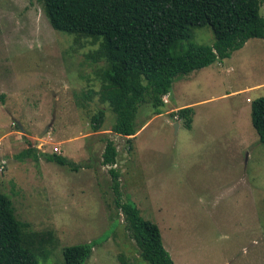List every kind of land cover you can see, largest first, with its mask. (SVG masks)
I'll return each instance as SVG.
<instances>
[{"label":"rangeland","instance_id":"obj_1","mask_svg":"<svg viewBox=\"0 0 264 264\" xmlns=\"http://www.w3.org/2000/svg\"><path fill=\"white\" fill-rule=\"evenodd\" d=\"M191 41L214 44L211 27L195 29ZM97 46L55 30L42 0H0V165L7 161L0 188L21 220L58 236L40 264H65L66 246L91 241L85 264H122L121 256L148 264L115 207L109 168L101 165L106 137L120 151L124 197L159 224L175 264H264V144L251 118V101L264 96V39L178 76L163 113L149 119L142 108L144 126L131 151L127 138L110 129L116 115L97 94L86 98L100 88L96 71L103 63L89 56ZM183 106L195 108L191 129L182 123L176 129L170 117ZM100 107L106 130L94 132L90 117ZM29 141L46 153L60 148L79 166L20 158Z\"/></svg>","mask_w":264,"mask_h":264},{"label":"trees","instance_id":"obj_2","mask_svg":"<svg viewBox=\"0 0 264 264\" xmlns=\"http://www.w3.org/2000/svg\"><path fill=\"white\" fill-rule=\"evenodd\" d=\"M52 27L76 37L91 38L98 44L89 55L102 62L96 71L100 88L90 90L87 100L98 95L116 115L110 128L127 138L131 151L133 139L144 126L142 108L150 110L149 119L163 113L164 96L170 95L180 75H188L218 60L231 56L252 38L264 39V0H42ZM209 25L214 33L212 45L192 42L195 29ZM171 98V97H170ZM88 108L89 102L79 101ZM106 107L90 117L94 132L106 130ZM177 116V118H175ZM174 122L193 127L195 108L184 106L170 113ZM251 118L259 141L264 144V96L251 101ZM16 126L20 125L16 122ZM60 149V148H59ZM46 153L29 141L19 157L44 156L62 166L78 167L68 157ZM119 148L111 137L105 138L101 165L109 168L115 207L124 217L125 228L138 246L141 259L148 264H175L164 245L158 223L148 220L140 208L126 199L121 171L116 166ZM52 229L35 230L21 220L10 196L0 188V264H40L59 245ZM95 241L66 246L65 264H85ZM122 264L128 261L121 256Z\"/></svg>","mask_w":264,"mask_h":264},{"label":"built area","instance_id":"obj_3","mask_svg":"<svg viewBox=\"0 0 264 264\" xmlns=\"http://www.w3.org/2000/svg\"><path fill=\"white\" fill-rule=\"evenodd\" d=\"M163 99H164L165 103L167 104V102L169 101V97L168 96H164ZM175 118H177V116ZM40 147H41V145H40ZM54 150L57 151V152H60V149L57 148V147H54ZM6 164H7V161L5 159H2L1 160V165H0V171H2L5 168Z\"/></svg>","mask_w":264,"mask_h":264},{"label":"water","instance_id":"obj_4","mask_svg":"<svg viewBox=\"0 0 264 264\" xmlns=\"http://www.w3.org/2000/svg\"><path fill=\"white\" fill-rule=\"evenodd\" d=\"M174 125H175L176 129L179 128V123L178 122H175ZM47 129L43 133L40 134V137H43L47 133Z\"/></svg>","mask_w":264,"mask_h":264},{"label":"crops","instance_id":"obj_5","mask_svg":"<svg viewBox=\"0 0 264 264\" xmlns=\"http://www.w3.org/2000/svg\"><path fill=\"white\" fill-rule=\"evenodd\" d=\"M240 92V90H238V91H236V92H234V93H239ZM184 107V106H183ZM173 109V108H172Z\"/></svg>","mask_w":264,"mask_h":264}]
</instances>
